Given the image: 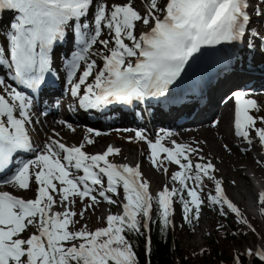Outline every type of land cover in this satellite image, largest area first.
<instances>
[{
    "label": "snow or ice",
    "instance_id": "6c2138e0",
    "mask_svg": "<svg viewBox=\"0 0 264 264\" xmlns=\"http://www.w3.org/2000/svg\"><path fill=\"white\" fill-rule=\"evenodd\" d=\"M146 3L142 14L133 0H0V68L7 67L6 76L0 78V183L21 191L36 186L34 198L0 191V264H139L128 234L149 230L154 216L167 229L177 202L188 224L200 219L209 202L222 216L234 214L256 233L227 196L223 181L215 175L216 165L201 155L202 148L176 140L166 145L164 141L173 135L170 131L161 130L154 140L143 129L135 132V139L148 144L155 168L165 173L168 165L178 169L170 176L172 186H163L156 196L140 164L109 159L120 155V148L109 145L102 153L90 154L85 143L94 141L87 137L78 146L50 137L42 147H34L29 126L35 123V98L47 91L56 49L62 43L72 44L75 38L65 67L67 91L79 109L138 106L168 99L205 47L241 42L254 47L247 43L251 12L264 16V10L253 9L250 0ZM139 23L146 30L138 31ZM105 30L108 39L102 38ZM233 95V134L244 145L241 151L247 153L257 145L264 150V115H260L264 105L246 90ZM67 127L73 129L70 123ZM27 153L33 155L20 159ZM259 163L264 165V160ZM205 180L213 182L211 192L205 193ZM121 188L123 199L118 201L113 197L121 195ZM77 198L83 203L79 212L73 207ZM101 201L120 203L122 213L107 215L104 227L76 229L85 213ZM259 203L264 208V192ZM145 250L150 254V236ZM245 255L252 257V264H264V244L260 249L247 248ZM234 259L243 264V256Z\"/></svg>",
    "mask_w": 264,
    "mask_h": 264
},
{
    "label": "rangeland",
    "instance_id": "374dc122",
    "mask_svg": "<svg viewBox=\"0 0 264 264\" xmlns=\"http://www.w3.org/2000/svg\"><path fill=\"white\" fill-rule=\"evenodd\" d=\"M124 2H126V0H109V3H124ZM133 3H134V6L139 11H141L142 14L145 12V9L147 8L146 0H133ZM250 3L252 5V8L255 9L256 11L264 10V3H262L261 0H250ZM160 4L161 5L166 4V0H160ZM140 6H142L143 8L140 9ZM251 15H252V25H251V29H250L251 35L249 37L254 38V40L257 41L259 44L261 43L260 47L256 46V49L255 48H251V49L255 53L257 52L256 62H258V61H261V62L259 64H254V62L250 56L252 53L250 54V51H248V49L246 48V43L242 42L243 48L238 52V54L236 56L237 58H235L236 62H237L236 68L241 66V64L244 65V67L247 66V68L250 67L252 64H254L255 67L264 66V48H263V44H262L264 42H262V39H261L262 37H264V16H256L255 11H252ZM144 30H146L145 26L142 23H139L138 24V31H144ZM257 32L260 33V36H256ZM102 38H104V39L109 38L106 30L102 34ZM99 47L100 46L97 45L93 49V51L95 52L96 50L99 49ZM59 49H61V46L57 50H59ZM62 53H63V50L59 51L58 56L62 57ZM259 53H261V55L262 54L263 55L261 56ZM93 58L97 59L98 63H101L99 60V57L93 56ZM248 60L251 62V65H250V62L248 64ZM1 69L2 68H0V72H1ZM231 69L233 70V66L229 69L232 72ZM230 71H228V72H230ZM213 88H214V86L211 89H213ZM258 89H259V87L254 88V90H258ZM229 90H232V89H229ZM259 93H261V92H259ZM227 94H225L224 97H226ZM192 98L196 100L195 95L192 96ZM253 98L257 99L258 102H260L262 105H264V97H253ZM60 103H62V101ZM62 104H64V102ZM219 105L223 106L221 104V102L219 103ZM62 109H63V105H62ZM34 110L37 111V108L35 107ZM59 110L60 109H58L59 116H57V117L55 115L54 116L53 115L48 116L47 118H44L40 115L36 116L35 123L30 126L32 133L35 135L36 141L38 140L39 145L37 147H42L44 145V143H46L48 141V139H49L48 135L49 136L53 135L51 137H55L65 144L68 143V145H70V146L72 144H77V142H85L84 139L86 137L90 138L94 141V143L91 145L85 143V149L84 150L88 153H92L94 151L95 146L100 142H101V144H103V146L105 148H107L110 144H114L115 146H119L120 148L125 149V151L123 152V155L126 157L129 156L128 150L133 151L132 157L135 158V160H137V161L139 160L143 164L142 167L144 168V171L142 172V175H143V178L149 182L150 192L153 194V196L157 195L158 192L162 190L163 186H165V185H168L169 187L172 186L170 176L173 172L178 170L177 166L168 165V172L167 173H165L161 169L155 168L151 164V161L149 158L150 157V149H149L148 144L145 141H139V140L135 139V132H136L135 130H138V129L131 130V129L127 128V126H130V125H123V126H120L118 128L107 129L105 131H101L102 134L97 136L94 132L90 133L88 131V129L91 128V126H89L83 122L76 123V122L66 121V124L70 123L73 125V129H75L77 131V133H72L73 129H69V128L66 129V132L68 134L78 136V137H77V139L64 137V136H66L65 132L62 133L63 137H59V136L52 134L49 130H47L48 128L54 127L56 119H60V118L62 119V117H61L62 112H61V110L60 111ZM155 110H158V108H155ZM155 110H154V112L156 114L160 115V113L155 111ZM221 110L218 111V114H216L214 116V118L218 117V115L223 112ZM40 114H42V111ZM260 115H264V112L260 113ZM137 118H138V116H137ZM181 119H185V118L181 115L176 117V119L174 118V120L176 122H179ZM211 122H212V120H211ZM215 122H213V126H215L214 125ZM231 122H233L232 119L230 120V124H231ZM152 124L153 123H151V125ZM136 125L141 126V129H143V130H150V127H151V125L148 128L143 127L141 124H136ZM183 127H184L183 130H182V128H180L179 132L177 134H173L172 137L170 139H166L164 141V143L168 146H171L170 140H176L177 142L187 143V144H190L194 147H197L198 145L196 144V141L194 140L193 135H191V132L189 131L190 128L187 126H183ZM84 132L87 134V136L84 135ZM90 134H91V136H90ZM147 135H148L149 139L154 140V137L149 136V131H148ZM130 138H132V139H130ZM79 140H81V141H79ZM224 145L225 144H222L223 147H224ZM256 147H258V145ZM251 151L253 152V150H251ZM241 154L244 155L245 153L241 151ZM201 155L205 156V153L202 152ZM205 158H206V156H205ZM109 159L114 161L113 157H110ZM206 159L212 160L213 163H215V165H216L215 175L217 176V178L220 176V173H223V172H225V170H227V167H225L222 162H219L218 160H215V159L213 160L210 157H208ZM259 167L261 168V166H259ZM247 169H248V171L252 172L251 170H249V168H247ZM228 171H229V176L231 179L229 181L223 182V188L225 189L226 194H227V196L230 197V199H231V194L234 195L235 199H232V200L238 205V207L244 213L245 217L250 221L251 225H253L255 227L256 233L253 234L249 230L248 226L241 224L239 222V218L236 217L234 214H230L229 216H227L225 218L221 217L220 212L218 211L217 207H214V208H216V210H212V205L209 202H206L203 205L202 212H201V215L203 217L202 223L200 224L199 220L196 222V220L194 219L191 224H188L183 219L182 209L177 202L175 205V214L172 216L173 225L175 228L183 227L184 234H183V238H182V245L184 248L189 249L192 254H195L198 251L203 250L207 246L208 242H210V241L219 242L220 237L217 234V232L221 229L219 227L221 224L224 225L225 229L229 230L231 233H234L236 235V242H234V244L232 245L233 252L237 251V252H240V253L245 255V250L247 248L254 246L256 249H260L261 245L264 244V239H262V237H264V210H263V212H261L259 210H253L250 213L247 211V209L243 203L245 200L242 197V195L240 194V192L236 189L235 183L232 180V179H234V175H233L234 171L233 170H228ZM150 173H152V174H150ZM80 174H82V173H80ZM153 176H156L155 180H154ZM255 178L256 177H254V179ZM104 182L106 185L107 181L105 180ZM254 183L257 185L255 187L256 190L259 189L260 191H264V187L262 186V184H260L259 182H254ZM154 185H156V186H154ZM204 186H205L204 187L205 193L211 192L213 190V182H211V181L205 180ZM3 187L6 190H9L10 192H14V194H16L18 196H22L24 198H34V194H35L34 190H35L36 186L35 185L32 186V188H33L32 191H21L18 188L13 189L12 186L5 185V184H3ZM120 191H121V195L119 197H113L114 199H117L118 201H121L123 199L122 188ZM84 203H90V201L86 200ZM73 207H74V210L79 212V210L83 207V203L80 202V200L77 198L76 203ZM257 211H259V212H257ZM110 213L111 214L122 213V205L120 203L109 204L106 201H101L99 204L94 206V210H90L87 213H85L84 218L82 220H80V223L77 224L75 226V228L79 229L83 225H87L89 230H95L98 227H104V226H106V217ZM77 219H80L79 216H77ZM201 225L204 226V230H201V228H202Z\"/></svg>",
    "mask_w": 264,
    "mask_h": 264
},
{
    "label": "bare ground",
    "instance_id": "6f19581e",
    "mask_svg": "<svg viewBox=\"0 0 264 264\" xmlns=\"http://www.w3.org/2000/svg\"><path fill=\"white\" fill-rule=\"evenodd\" d=\"M142 8L143 7L140 6V9H142ZM247 43L255 45L254 47L246 46V48L248 49V51H250V54L252 53L250 56H251L254 64H259L261 61L256 62L257 52L255 53L254 51H252L251 48L256 49V46L260 47L261 43L259 44L257 41L254 40V38H250V37L248 38ZM65 44H66V42H65ZM241 44H242V42L237 44V45H231V46H233V49H229V48L227 49L228 57L230 59H233V61H232L233 63L230 62V63L223 64L224 67H228V68L225 69L223 75L219 76L218 80L215 82L216 84L214 83L213 85L208 87L206 90H204L202 93L195 95L196 96V102L193 103V105H190V107L188 109L171 107V109L173 110V113L169 115V118H173V119L175 118L176 119V117L181 115L185 119H187V121H190V125L187 127L190 128L189 131L191 132V135H193V138L196 141V144L198 145L197 147L202 148V150H203L202 152L205 153L206 158L210 157L213 160L214 159L218 160L219 162H222L225 167H227V170H225V172H223V173H220V176L218 178L222 179L223 182L229 181L231 178L229 176L228 170H233L234 171V174H233L234 179H232V180L235 183L236 189L240 192V194L242 195V197L245 200L243 203H244V206L246 207L247 211L249 213L253 210H259V211L263 212L264 209L261 207V205L259 203V195H260V193H262L264 191H260L259 189L256 190L255 187L257 185L254 182H259L264 187V165L259 163L260 160H264V150L260 149V147L258 145L259 148L258 147L254 148L253 152L249 151V152L245 153L244 155L241 154V148H243L244 145L242 144L240 138L235 137L233 134V126H232L233 122H231V124H230V120L231 119L234 120V112L232 110L233 104H231V102L228 100L225 102L226 97H224V96L228 92L222 94L221 96H216L217 91H219L221 94V93H223L229 89H234L236 87L234 89L235 91L246 90V91L251 92L252 96L254 97V95L256 93H259V92H254V88L259 87V82H261L262 86H264V76H263L264 75V69L263 70H257V69L252 70L254 73H256L255 77L258 79L259 82L255 81L253 84L244 85V86L231 85L236 80H242V79H248L249 80V76H247V75L249 74L250 67L247 68V66L244 67V65L241 64V66L236 68L237 62H236L235 58H237L236 56H237L238 52L243 48L242 46L240 47ZM262 44H263V48H264V43H262ZM71 45H73V43L70 44V46ZM70 46L68 45V47H70ZM225 46H230V45L226 44ZM205 49H206V47L202 50V52L200 54L204 53ZM62 50H63V52L66 51V47L64 46V44H61V49H59V50L56 49V58L59 54V51H62ZM259 54L261 55V53H259ZM215 56H216L215 52H211L208 56L203 57V59L200 63V66L201 65L217 66L219 64V62L217 61ZM56 61H57V59H55V63H56ZM249 62L250 61L248 60V64H249ZM231 63H232V65H231ZM250 64H251V62H250ZM232 66H233V70L231 69L232 70V72H231L229 69ZM54 67H56V64H54ZM228 71H230V72H228ZM202 77L203 78L206 77V74H202ZM213 86H214V88L211 89ZM261 93H264V91H261ZM58 101H59V98H57L55 96L50 102L42 103L41 106L45 107L44 110L46 108L50 109L49 115L54 116V115H56V111L58 112V109H60L59 105H58ZM61 101L62 102L65 101L64 95L61 98L60 102ZM220 102L222 105L224 102H225V104L223 106H220L219 105ZM67 103H69V100H66L64 102V104H62L63 105V112L61 114L62 119L61 118L56 119L54 127L48 128L47 130H49L54 135L56 133H58L59 137H63L62 133L65 132L66 136H64V137L77 139L78 136H74V135L68 134L66 132V129H68L67 124L66 123L62 124L61 121L63 120V121L76 122V123L83 122L86 124L87 122H89V120L87 119V116H85V114L83 112H79L77 109L75 111H73V106L72 105L68 106ZM214 105H217L218 108L212 110V107ZM166 107H170V106L166 105ZM157 108H158V110H155V109L154 110L159 112L161 116H165L166 109L161 108V107H157ZM74 109H75V106H74ZM154 110H153V112H154ZM219 110L223 111L222 112V118L218 122L217 125L213 126L212 122H211L212 118L210 116L212 115L214 117L216 114H218ZM37 113L38 112L36 110H33V117H35ZM40 116H43V115L40 114ZM137 116H138L137 113H126L124 118H120L118 120H106V119H104V120H99L100 122L97 121L95 123L98 125H105V126H109V125L110 126H117V128L120 126H123V125H130V124H141L145 128L150 127L152 121L150 120L151 115L149 113L143 114L142 118L144 119V121L139 117L137 118ZM197 118H201V120H203V121L197 122L196 121ZM168 121L171 122L172 120L169 119ZM179 129H177V130L179 131ZM72 133H77V131L74 129V130H72ZM84 135L87 136V134L85 132H84ZM32 136L34 137V140L36 141L35 136L34 135H32ZM51 136H53V135H51ZM51 136L48 135L49 138ZM90 136H91V134H90ZM79 141H81V140H79ZM37 142H38V140H37ZM80 143H83V142H77V144H72L71 146H73V145L78 146ZM222 144H225V145L227 144L232 150L228 151L225 147L222 146ZM67 145H68V143H67ZM110 145L113 147L120 148L119 146H115L114 144H110ZM106 149L107 148H105L103 146V144H101V142H100L95 146L94 151L90 154L102 153ZM120 149H121L120 155L112 156L114 159V162H116L118 164L119 163H128L131 166H135L136 164H140L141 172L144 171V168L142 167L143 164L139 160L137 161V160H135V158L132 157L133 151L128 150L129 156L126 157L123 155V152L125 151V149H122V148H120ZM259 166H261V168ZM247 168H249V170H251L252 172L248 171ZM150 174H152V173H150ZM254 177H256L257 179L256 178L254 179ZM153 178L155 180L156 176H153ZM105 180H106V178H105ZM154 186H156V185H154ZM4 191H6V190H4ZM232 199H235L233 194H231V200ZM56 210L62 211L63 209L57 208ZM259 211H257V212H259ZM202 218L203 217L201 215L200 219H199L200 224L202 223V220H203ZM197 221L198 220H196V222ZM201 227H202L201 230H204V226L201 225Z\"/></svg>",
    "mask_w": 264,
    "mask_h": 264
},
{
    "label": "trees",
    "instance_id": "16d2710c",
    "mask_svg": "<svg viewBox=\"0 0 264 264\" xmlns=\"http://www.w3.org/2000/svg\"><path fill=\"white\" fill-rule=\"evenodd\" d=\"M179 206L181 207L180 204ZM212 210L216 208L212 206ZM221 217L224 216L221 215ZM157 221L158 216H154L150 229H142L143 234H128V239L133 243L137 253L139 264H236L234 258L237 255L244 257L243 264H252L251 256L233 252L232 245L236 242V235L224 227L217 232L220 237L219 242L210 241L203 250L192 254L182 245L183 227L175 228L172 224L164 229L163 225ZM149 236L151 237L150 254L145 250L146 239Z\"/></svg>",
    "mask_w": 264,
    "mask_h": 264
}]
</instances>
